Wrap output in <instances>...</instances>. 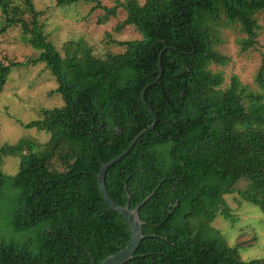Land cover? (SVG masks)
<instances>
[{
	"label": "trees",
	"instance_id": "1",
	"mask_svg": "<svg viewBox=\"0 0 264 264\" xmlns=\"http://www.w3.org/2000/svg\"><path fill=\"white\" fill-rule=\"evenodd\" d=\"M54 1L59 8L95 4L90 13L102 9L101 23L123 11L116 34L134 26L142 38L114 39L123 48L117 55L97 57L88 49L64 57L34 0L25 4L32 29L20 18L0 30L1 36L21 24L39 54L24 63L0 56V93L12 69L43 62L64 100L24 125L51 135L45 150L21 142L0 151L21 156L18 174L0 170V264H101L128 246L131 226L106 203L98 175L102 163L153 125L142 93L161 69L146 93L156 127L106 176L117 203L134 209L144 202L146 238L127 264H264L243 261L212 225L219 214L233 220L227 195L238 193L264 210V94L247 91L237 77L223 89V73L211 69L229 60L215 50V23L225 18L239 25L242 50H253L264 0H125L113 8L99 0ZM257 82L264 90V64ZM55 156L65 171L51 170ZM241 181L248 182L245 190L236 188Z\"/></svg>",
	"mask_w": 264,
	"mask_h": 264
},
{
	"label": "rangeland",
	"instance_id": "2",
	"mask_svg": "<svg viewBox=\"0 0 264 264\" xmlns=\"http://www.w3.org/2000/svg\"><path fill=\"white\" fill-rule=\"evenodd\" d=\"M104 7L113 8L117 1L99 0ZM141 4L145 0H138ZM0 30L13 19H23L30 29L33 28L31 8L26 0H0ZM35 7L41 15L39 21L45 32L65 56L82 57L92 50L95 56L121 54L122 49L112 41L140 40L142 36L134 26L127 27L116 34V27L121 24L126 14L121 11L118 18H111L101 23L105 12L95 10V4H79L59 8L54 0H34ZM212 23V22H211ZM259 44L255 49L244 52L240 42L245 37L239 25L228 24L225 18L215 23L217 43L215 50L228 57L225 66L211 65L214 72H221L225 77L223 89L230 87L234 77L239 78L247 91L264 94L257 82V75L264 64V13L259 15ZM21 24H14L0 36V56L5 62H26L38 56L27 40ZM58 84L51 68L46 63L22 66L12 69L7 85L0 93V151L5 146H19L21 142H33L36 151L45 150L51 135L36 129H27L24 125L40 119L43 110L58 108L64 100L57 92ZM248 102V101H247ZM249 104V102L247 103ZM24 153L27 152L23 149ZM21 156L0 152V170L7 175H16L20 169ZM51 170L65 171L59 156L50 159ZM247 181L236 185L238 190H245ZM225 200L230 208L233 220H226L221 214L213 222L234 247L243 261L261 259L264 261V210L244 201L238 193L227 195Z\"/></svg>",
	"mask_w": 264,
	"mask_h": 264
},
{
	"label": "water",
	"instance_id": "3",
	"mask_svg": "<svg viewBox=\"0 0 264 264\" xmlns=\"http://www.w3.org/2000/svg\"><path fill=\"white\" fill-rule=\"evenodd\" d=\"M161 61H162V59H160V64H159L160 66H161ZM162 73H163V70L161 69V75H160L159 79L162 77ZM159 79L156 80L152 85L147 86L142 93V100H143L144 104L151 110V112L155 116V120H154L153 125H151L146 130L141 132L134 139V141L131 143L129 148L124 153H122L120 156L116 157L115 159H113L112 161H110L107 164L102 163L101 170H100V173L98 175L99 186L101 189L102 196L104 197L106 203L111 207L112 210L117 212L119 215H121L124 219H126L128 221V223L131 226V230H132V237H131V241L128 244V246L126 248H124L123 250L119 251L118 253L109 256L101 264H127V263H129L130 261H132L135 258L136 254L140 248L141 243L146 238V236L144 235V232H143V227L146 225V223L140 217V208L144 202L141 203L140 205H138L134 209H131L130 204H127L126 206H122L119 203H117L115 200L112 199L111 195L109 194V191H108L107 186H106V176H107L108 170L112 166L117 164L120 160H122L125 156H127L131 152V150L134 148V146L136 145L138 140L143 135H145L146 133H148L149 131L153 130L156 127L157 120H158L157 115L151 109L149 104L147 103L146 93L151 86H153L159 82ZM93 264H95V261H93Z\"/></svg>",
	"mask_w": 264,
	"mask_h": 264
}]
</instances>
